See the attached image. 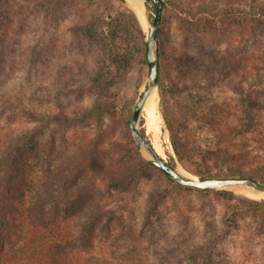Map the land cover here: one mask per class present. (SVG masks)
<instances>
[{"label": "rangeland", "instance_id": "374dc122", "mask_svg": "<svg viewBox=\"0 0 264 264\" xmlns=\"http://www.w3.org/2000/svg\"><path fill=\"white\" fill-rule=\"evenodd\" d=\"M165 4L158 50L162 89L154 88L160 118L157 136L164 154L158 157L183 177L197 178L191 169L211 174L235 171L236 176L256 171L264 181V159L246 156L231 162V153H226L260 157L264 143L251 136L229 140L222 128L238 124L239 94L259 90L263 97L256 103L264 106V22L257 21L264 0H164ZM125 7L129 8L125 0H0V142L25 130L33 132L28 169L33 187L42 172L70 153H91L98 166L117 170L134 166L129 155L134 141L120 116L90 115L95 106L111 101L92 89V78L107 62V24ZM252 16L255 20L249 22ZM146 21L145 28L137 21L143 39L131 29V65L111 88L123 114L133 111L147 86V66L141 62L151 22ZM83 27L95 34L84 36L79 32ZM201 55L211 71L190 65V58ZM245 55L253 56V69L243 61ZM143 114L141 108L136 127L150 143ZM140 172L123 193L107 196L97 180L86 187L81 201L109 202L122 222L95 224L85 234L87 242L77 248L113 264H264V204L247 205L238 197L259 203L264 199L245 197L237 192L240 188L225 191L230 193L225 197L184 189L166 182L153 164ZM157 191L166 193L151 202ZM248 207L258 209V214Z\"/></svg>", "mask_w": 264, "mask_h": 264}, {"label": "trees", "instance_id": "16d2710c", "mask_svg": "<svg viewBox=\"0 0 264 264\" xmlns=\"http://www.w3.org/2000/svg\"><path fill=\"white\" fill-rule=\"evenodd\" d=\"M119 2L122 4L124 0H119ZM143 5L146 18L151 21L155 11L154 5L148 0H144ZM165 7L166 4L162 8L161 18ZM223 14L229 15L225 12ZM258 17L257 21L264 22V12L260 13ZM161 18H159L160 23L157 29L159 52ZM248 18L249 22L255 20L253 16ZM133 28L143 39L135 15L127 7H125L124 12L119 11L110 18L104 43L107 51V62L96 69L91 85L92 89L109 97L111 101L105 106H95L90 111V115L102 117L117 114L126 127H128L132 110L129 108L126 113H121L111 88L131 65L133 53L130 50L132 46L130 40L131 29ZM79 32L87 37L95 34V31L92 34L90 30L84 27L83 29L80 28ZM145 45L146 42L143 43L144 47ZM144 54L145 50L141 54V62L146 65ZM243 58V61L248 62L250 68L253 69V56L245 55ZM207 61L206 57L201 55L190 58L189 63L190 65L195 63L197 71L209 72L211 69L207 65ZM159 70L158 59L156 88L161 90ZM239 95V105L236 109L239 116L238 124L234 126L223 124L224 132H226L229 140L239 136H251L255 137L258 143H264V106L256 103L260 98L262 100V92L259 90L245 91ZM131 103L129 102V105ZM138 132L149 144V151L154 153L144 130L139 129ZM228 139H223L221 142H228ZM33 148V132L30 130H25L0 142V264H113L106 258H100L90 251L87 252L84 248H77L76 245L87 242L84 241L85 234L92 230L95 224L121 223L122 220L119 217L121 222L116 219L117 216L110 209L109 202L105 203L102 199H91L83 202L80 197L85 192L86 187L96 180L100 185L99 188L107 196L126 192L129 187L136 183L140 171L151 165L152 162L142 156L134 143L132 152L129 153L134 166L130 168L117 166L118 170L114 169L112 165L98 166L91 153H70L62 157L52 170L42 172L33 187L28 173ZM173 152L181 162V153L174 144ZM226 153H231L227 157L231 162L242 161V159H246V156L255 160L264 159V154L260 157H250V153L246 152L226 151ZM156 169L166 182H172L158 168ZM189 172L197 176L198 179L251 178L264 184V181L260 180L262 175L256 171L247 176H236L237 172L235 171L211 174L197 169L192 171L191 169ZM197 191L207 192L206 190ZM210 192L218 197H225L230 194L225 191ZM165 193L166 191H157L151 196V202L159 201ZM238 199L243 200L247 205L260 206L264 204V202L248 201L242 197H238ZM249 211L256 215L259 212L256 208H249ZM116 264L127 263L117 261Z\"/></svg>", "mask_w": 264, "mask_h": 264}, {"label": "water", "instance_id": "95a60500", "mask_svg": "<svg viewBox=\"0 0 264 264\" xmlns=\"http://www.w3.org/2000/svg\"><path fill=\"white\" fill-rule=\"evenodd\" d=\"M144 1V0H142ZM154 5V13L152 20L149 23V29L147 34V40L145 45V62L147 66V86L145 91L140 95L136 102L130 121L128 123V130L132 136L134 144L141 151L144 152L151 160L155 168H158L170 181L184 187L201 191H231L236 188L250 187L264 192V184L251 178H206V179H192L183 177L170 165L165 163L159 158L155 152L149 151L150 146L140 136L136 123L139 112L142 105L150 93V91L156 88L157 76H158V41H157V29L160 23L161 12L164 5V0H148ZM148 22V21H147Z\"/></svg>", "mask_w": 264, "mask_h": 264}, {"label": "bare ground", "instance_id": "6f19581e", "mask_svg": "<svg viewBox=\"0 0 264 264\" xmlns=\"http://www.w3.org/2000/svg\"><path fill=\"white\" fill-rule=\"evenodd\" d=\"M125 2L127 6L134 13L135 18L137 19L139 24L142 26V28H145L147 26V21L145 18L143 1L142 0H125ZM157 99H158L157 92L155 91V89H152L142 105V111L146 119V129L145 130L151 133V140H150L151 147L157 156L163 157L164 154L161 148L162 146L160 145L158 141V136H157L158 135L157 130H159L160 128L159 127L160 118H159V114L157 110ZM185 176L188 178L195 179L194 177H191L189 175H185ZM237 192L250 199H254V200L264 199V192L260 190H255L251 188H240V189H237Z\"/></svg>", "mask_w": 264, "mask_h": 264}, {"label": "crops", "instance_id": "0c3cea01", "mask_svg": "<svg viewBox=\"0 0 264 264\" xmlns=\"http://www.w3.org/2000/svg\"><path fill=\"white\" fill-rule=\"evenodd\" d=\"M134 14V13H133Z\"/></svg>", "mask_w": 264, "mask_h": 264}]
</instances>
